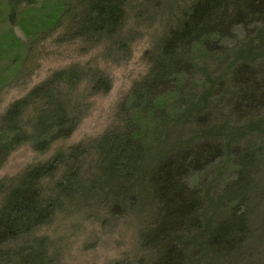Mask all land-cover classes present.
Segmentation results:
<instances>
[{
    "label": "rangeland",
    "instance_id": "374dc122",
    "mask_svg": "<svg viewBox=\"0 0 264 264\" xmlns=\"http://www.w3.org/2000/svg\"><path fill=\"white\" fill-rule=\"evenodd\" d=\"M79 1L27 0L11 7L8 0H0V118L53 74L72 68L86 74L74 91L83 114L70 135L46 150L24 143L0 165V184L7 188L26 170L59 153L72 152L73 161L44 179L45 187L72 162L79 165L77 187L71 195L65 192L50 221L36 232L46 238L51 264H156L158 253L150 236L163 231L157 198L166 202L167 197L159 182L150 181L154 168L177 152L207 144L219 146L221 157L188 181L202 199L201 221L205 229L223 221L224 228L236 230L246 206L247 237L236 252L212 245L208 230L201 242L180 239L189 259L185 264H264V109L237 119L231 82L237 66L264 65V28L236 30L220 53L194 47L192 73L162 93L144 115L139 88L152 80L168 31L181 23L196 0H126L113 39L92 42L75 37L69 25L79 14ZM96 79L102 82L96 84ZM130 108L146 122L144 136H136L141 159L127 184L129 191L110 175L120 167L108 168L103 162L101 151L109 150V144L100 150L99 145L106 135H122L132 146L123 142L121 151L136 156L137 139L131 132L141 118L127 117ZM171 256L176 264L178 257Z\"/></svg>",
    "mask_w": 264,
    "mask_h": 264
},
{
    "label": "trees",
    "instance_id": "16d2710c",
    "mask_svg": "<svg viewBox=\"0 0 264 264\" xmlns=\"http://www.w3.org/2000/svg\"><path fill=\"white\" fill-rule=\"evenodd\" d=\"M8 1L14 7L27 0ZM79 2V14L69 23L75 37L90 42L112 40L122 25L126 0ZM252 27L264 28V0H196L181 23L168 31L159 50L152 80L139 88L141 95L138 97L144 101L142 113H151L162 93L171 91L181 77L186 78L192 73L194 47L200 46L208 54L220 53L223 42L231 39L236 30L248 32ZM85 77V72L73 68L60 71L34 87L25 98L10 105L0 118V165L24 143H30L35 150H46L57 139L70 135L83 114V103L74 91ZM89 80L91 83V76ZM100 82L96 79V84ZM231 82L235 89L232 113L237 119L249 118L264 109V65L237 66ZM65 87L68 89L64 90ZM136 107L141 109L139 105ZM130 109L133 112L127 117L141 118L131 132L137 139L133 145L137 148L136 156L124 155L121 151L119 144L123 142L132 146V140L122 135H106L99 145L100 150L109 144V150L101 151L103 162L108 168L119 166L120 170L110 175L126 185L141 159L142 145L136 136H144L142 129L146 122V117L137 114L136 108ZM220 157L219 146L200 145L177 152L154 168L150 181L159 182L167 197L166 202H162L154 195L159 200L157 211L163 227V231L150 236L158 253L156 264H173L171 254L178 257L176 264H185V259L188 262L179 240L201 242L205 230L211 232L207 239L212 245H225L232 252H236L247 237L248 222L243 214L246 206L241 213L240 229L238 226L236 230L231 226L224 228L223 221L205 229L200 216V193L188 184L191 176L203 172ZM70 161H73L72 152L59 153L46 163L26 170L16 185L7 188L0 184V264H51L46 238L37 236L36 232L50 221L65 192L71 195L77 187L79 165L72 162L60 178L52 180L51 187H45L43 180L52 178ZM121 170L125 172L121 173ZM234 236L237 239H233Z\"/></svg>",
    "mask_w": 264,
    "mask_h": 264
}]
</instances>
